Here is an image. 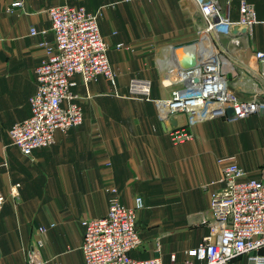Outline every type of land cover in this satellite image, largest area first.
<instances>
[{
  "label": "crops",
  "instance_id": "obj_1",
  "mask_svg": "<svg viewBox=\"0 0 264 264\" xmlns=\"http://www.w3.org/2000/svg\"><path fill=\"white\" fill-rule=\"evenodd\" d=\"M246 1L259 21L248 44L264 51V0ZM60 4L100 12L99 32L108 45L115 85L104 77L84 84L74 75L71 90L80 97L82 123L57 132L52 146L25 157L11 145L8 129L30 116L34 69L44 59V43L53 40L46 9ZM222 4L237 20L238 0ZM199 20L190 0H0V190L6 196L0 264H26L38 239L44 264H64L65 254L84 264L81 221L106 214L111 188L126 206L136 197L143 201L136 212L141 242L130 255H159L162 264H183L186 251L209 231L210 194L220 186L217 160L235 157L248 177H260L264 110L251 114L258 118L252 134L239 119L226 116L195 123L193 139L174 144L167 134L171 122L159 120L154 103L128 97L131 78L149 80L152 99L168 96L172 87L162 83L167 46L195 43ZM31 27L45 33L31 35ZM232 85L236 91L247 88L241 77ZM176 120L182 124L185 117ZM16 183L18 198L10 193ZM229 264H246V258Z\"/></svg>",
  "mask_w": 264,
  "mask_h": 264
},
{
  "label": "built area",
  "instance_id": "obj_2",
  "mask_svg": "<svg viewBox=\"0 0 264 264\" xmlns=\"http://www.w3.org/2000/svg\"><path fill=\"white\" fill-rule=\"evenodd\" d=\"M190 1L200 16L193 44L196 65L181 68L175 46L168 45L162 74V83L172 87L167 97L152 99L147 79L131 78L128 83V97L152 101L159 120L169 122L171 118L185 117L182 124L167 131L174 144L192 140L195 123L225 118L227 108L233 110L237 119L264 110V51L248 44L253 27L259 23L254 6L238 0L239 17L232 20L224 13L222 0ZM12 5L18 6L20 2ZM46 11L53 40L44 43V59L34 69L36 89L28 99L30 116L8 129L11 145L25 157H30L35 149L52 146L57 132H66L82 123L80 97L71 90L74 75H79L84 84L104 77L115 85L107 57L108 45L99 32L100 12L75 4L54 5ZM237 25L244 26L245 33H233ZM29 32L45 33L34 27ZM221 37L227 39L226 45L221 43ZM236 64L240 66V77L247 83L244 92L248 95L244 98L230 86L229 75L237 76L233 69ZM217 161L222 165L220 186L210 194L209 231L186 251L183 264H229L239 256H245L246 264H264V166L259 178H251L233 157ZM18 187L16 183L10 191L14 198L19 196ZM109 193L106 214L81 221L84 264H162L159 255L147 259L130 255L141 242L136 212L143 207L142 199L136 197L132 206H126L120 202L115 188L109 189ZM5 201L0 190V210ZM46 230L39 227L42 234ZM42 245L38 239L28 251L26 264L45 263L40 253Z\"/></svg>",
  "mask_w": 264,
  "mask_h": 264
},
{
  "label": "water",
  "instance_id": "obj_3",
  "mask_svg": "<svg viewBox=\"0 0 264 264\" xmlns=\"http://www.w3.org/2000/svg\"><path fill=\"white\" fill-rule=\"evenodd\" d=\"M183 4H186V1L183 2ZM246 28L244 26H234L233 27V33H245ZM194 43L191 44H187V45H180V46H175L176 48V53L178 56V63L180 65L181 68H191L193 66L196 65L197 60H196V54H195V50L193 47ZM233 110L231 108H227L226 109V116L228 118L233 117ZM171 125L173 127H178L179 123L178 120H176V118H171L170 119Z\"/></svg>",
  "mask_w": 264,
  "mask_h": 264
},
{
  "label": "rangeland",
  "instance_id": "obj_4",
  "mask_svg": "<svg viewBox=\"0 0 264 264\" xmlns=\"http://www.w3.org/2000/svg\"><path fill=\"white\" fill-rule=\"evenodd\" d=\"M220 41H221L222 44L224 43V45H226V43H227V39L225 37H221ZM245 56H247V55H245ZM237 67L239 68L240 66L238 64H236V67L233 66V69L236 71L237 76L229 75V80H230L231 84H234L235 80H237L240 77L239 72L237 70L238 69ZM230 86H231V89L237 95H239V96H241L243 98L246 97V95H248V93H246L244 91H236L235 90L236 87L235 88L232 87V86H235V85H230ZM257 119H258L257 117H253V115L250 114V115H248V116H246L244 118H241L239 120H240V124L243 125V126H246L247 127V131L248 132L251 131L250 133L252 134L254 132V130H255V127H256V124H257ZM234 159H235V157H234ZM70 257H72V255L70 256V255L65 254V258H66L67 261L65 260L64 264H75V262L73 260H71Z\"/></svg>",
  "mask_w": 264,
  "mask_h": 264
}]
</instances>
